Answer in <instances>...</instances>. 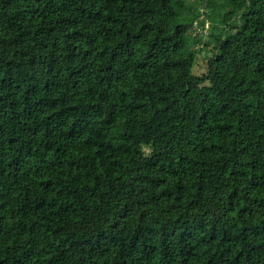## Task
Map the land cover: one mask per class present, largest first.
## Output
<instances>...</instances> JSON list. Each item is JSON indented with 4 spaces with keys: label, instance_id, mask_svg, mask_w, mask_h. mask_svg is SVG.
<instances>
[{
    "label": "trees",
    "instance_id": "obj_1",
    "mask_svg": "<svg viewBox=\"0 0 264 264\" xmlns=\"http://www.w3.org/2000/svg\"><path fill=\"white\" fill-rule=\"evenodd\" d=\"M217 5L0 0V264H264V0Z\"/></svg>",
    "mask_w": 264,
    "mask_h": 264
},
{
    "label": "rangeland",
    "instance_id": "obj_2",
    "mask_svg": "<svg viewBox=\"0 0 264 264\" xmlns=\"http://www.w3.org/2000/svg\"><path fill=\"white\" fill-rule=\"evenodd\" d=\"M213 4L216 6L212 7L208 6L207 3L209 1L206 0H185L186 5L188 6V14L195 18L198 14L199 18L196 19L195 26L197 28L196 32H194L195 35H203L204 40L211 39L213 40L211 35V30L213 28V24L210 21V15L215 14L217 12L216 8L218 7L217 3L221 0H211ZM222 3V2H221ZM203 46V44H201ZM204 72L203 68H200L199 66L196 67V74L201 75ZM192 92H189V97H191ZM194 98H189L188 100H185V98L182 99L181 106H178V109H182V106L189 104L190 102H194Z\"/></svg>",
    "mask_w": 264,
    "mask_h": 264
}]
</instances>
